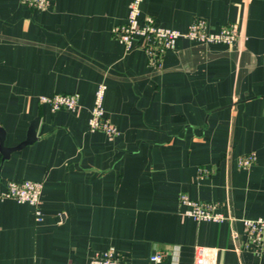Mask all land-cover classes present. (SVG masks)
I'll return each mask as SVG.
<instances>
[{
    "label": "crops",
    "instance_id": "crops-1",
    "mask_svg": "<svg viewBox=\"0 0 264 264\" xmlns=\"http://www.w3.org/2000/svg\"><path fill=\"white\" fill-rule=\"evenodd\" d=\"M132 1L51 0L39 11L0 0L5 146L38 121L31 144L0 151V195L9 182L44 185L41 223L31 205L0 196V264H88L111 249L131 264H264L243 226L264 219V0H144L141 20L165 28L239 26L232 47L180 38L161 72L112 34ZM101 84L114 140L89 128ZM63 93L82 108L39 101ZM251 153L256 162L240 167ZM182 194L219 204L225 221L185 216ZM157 251L166 257L152 263Z\"/></svg>",
    "mask_w": 264,
    "mask_h": 264
},
{
    "label": "built area",
    "instance_id": "built-area-1",
    "mask_svg": "<svg viewBox=\"0 0 264 264\" xmlns=\"http://www.w3.org/2000/svg\"><path fill=\"white\" fill-rule=\"evenodd\" d=\"M50 1L22 0L26 6L41 11L48 10ZM143 1L133 0L131 2L126 23L114 27L112 34L124 46L126 52L141 48L147 56L149 67L156 72L163 71L166 54L175 49L180 38L204 44H224L229 47L234 46L240 38L238 24L226 26L219 33H212L204 19L195 21L186 32L161 27L151 15H147L142 21L141 5ZM106 90V85L101 84L96 91L89 128L91 131H102L110 140H114L120 132L106 117L104 107ZM39 101L43 105H48L53 112L76 113L82 108L81 96L78 93L42 96ZM255 162L256 154L251 153L239 159V166L249 168ZM203 172L207 173V171ZM43 188L42 182H9L6 190L0 196L1 199L15 200L19 203L31 205L35 209L36 221L41 223L43 217L40 206ZM180 204L186 208L184 215L196 221L222 223L226 219L224 215L217 212L219 204L216 203L192 200L188 195L182 194ZM243 226L247 237L246 248L255 250L257 254L261 253L264 246V219L244 220ZM165 257V251H157L150 260L152 263H160ZM200 258L199 264H210L212 261L207 255H201ZM88 264H131V262L123 253L111 249L96 255Z\"/></svg>",
    "mask_w": 264,
    "mask_h": 264
},
{
    "label": "water",
    "instance_id": "water-1",
    "mask_svg": "<svg viewBox=\"0 0 264 264\" xmlns=\"http://www.w3.org/2000/svg\"><path fill=\"white\" fill-rule=\"evenodd\" d=\"M37 126H38V121L37 120L33 121L28 131L26 140L20 143L19 145H17L16 147H12V148L5 146L6 133L2 128H0V151L4 155V157L8 158L13 152L20 150L23 147L31 144L36 139Z\"/></svg>",
    "mask_w": 264,
    "mask_h": 264
},
{
    "label": "trees",
    "instance_id": "trees-1",
    "mask_svg": "<svg viewBox=\"0 0 264 264\" xmlns=\"http://www.w3.org/2000/svg\"><path fill=\"white\" fill-rule=\"evenodd\" d=\"M50 4H51V1H50ZM25 5V4H24ZM28 7V6H27ZM50 7V6H49ZM28 8H30V7H28ZM30 9H32V8H30ZM33 10H37V9H33ZM39 11H41V10H39Z\"/></svg>",
    "mask_w": 264,
    "mask_h": 264
},
{
    "label": "rangeland",
    "instance_id": "rangeland-1",
    "mask_svg": "<svg viewBox=\"0 0 264 264\" xmlns=\"http://www.w3.org/2000/svg\"><path fill=\"white\" fill-rule=\"evenodd\" d=\"M131 4V3H130ZM162 27V26H161ZM165 28V27H164ZM169 29V28H168Z\"/></svg>",
    "mask_w": 264,
    "mask_h": 264
}]
</instances>
